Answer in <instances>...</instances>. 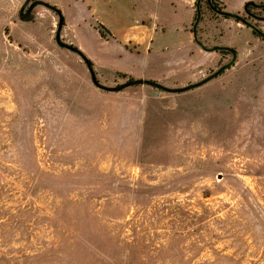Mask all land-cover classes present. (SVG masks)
Returning <instances> with one entry per match:
<instances>
[{"label":"rangeland","instance_id":"rangeland-1","mask_svg":"<svg viewBox=\"0 0 264 264\" xmlns=\"http://www.w3.org/2000/svg\"><path fill=\"white\" fill-rule=\"evenodd\" d=\"M249 1L0 0V264H264Z\"/></svg>","mask_w":264,"mask_h":264},{"label":"trees","instance_id":"trees-1","mask_svg":"<svg viewBox=\"0 0 264 264\" xmlns=\"http://www.w3.org/2000/svg\"><path fill=\"white\" fill-rule=\"evenodd\" d=\"M204 1L205 3V6L202 5V2ZM210 4H214V0H194V12H195V15L196 17L198 16V12H202L204 13V9H207L210 11ZM260 6V7H258ZM259 8V9H264V3L263 4H252V5H248L246 10H245V13L242 16H237L235 15L233 18L237 21V22H243L246 26H249L251 27V30H252V34L256 37H259L260 39L264 40V31H262L261 29L257 28L256 26L254 25H251L248 21H247V18L248 17H252L250 14L252 13V9H255V8ZM212 14L215 15L214 12H211ZM226 17V16H225ZM199 45L203 48V49H207V47L205 45H203L201 42H199ZM214 51L219 53L222 57V55L224 54H230L232 55V57H234L237 52L234 48H222V47H217V48H214ZM230 67L231 66V63L229 65H227V67ZM130 80V79H129ZM184 87V86H183ZM184 91V90H183Z\"/></svg>","mask_w":264,"mask_h":264},{"label":"water","instance_id":"water-1","mask_svg":"<svg viewBox=\"0 0 264 264\" xmlns=\"http://www.w3.org/2000/svg\"><path fill=\"white\" fill-rule=\"evenodd\" d=\"M27 2V1H26ZM34 4H35V2H34ZM252 4H254V2L253 1H249L247 4H246V6H245V10H246V8H247V6L248 5H252ZM32 7H33V4L32 5H30L29 7H28V9H27V11L24 13L23 11H22V9H21V11H20V13H19V16H20V18L22 19V20H26V21H28V20H30L32 17H33V15H32ZM60 46H63V47H66V48H69V49H71L72 48V46L71 45H69V44H67V43H65V42H57ZM90 70V69H89ZM90 76H91V80H92V82L96 85V86H98V87H100V88H103V89H105V90H111V91H118V90H121V89H123V88H125V87H127V86H132V85H136V84H139V81H136V80H127V81H125V82H123V83H121V84H118V85H116V86H113V87H108V86H104V85H102L99 81H98V79L96 78V74H95V72L91 69L90 70ZM147 84H149V85H152V86H161L160 84H158V83H156V82H153V81H147L146 82ZM199 83H202V82H197V83H194V84H190V85H187V86H184V87H178V88H167V87H163V86H161L163 89H165V90H168V91H175V92H177V91H183V90H186V89H188V88H191V87H194V86H197V85H199Z\"/></svg>","mask_w":264,"mask_h":264}]
</instances>
